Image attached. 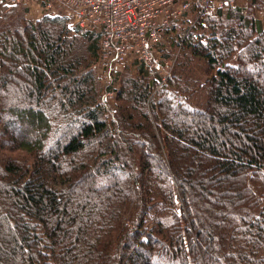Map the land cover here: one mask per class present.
Returning <instances> with one entry per match:
<instances>
[{
  "label": "trees",
  "instance_id": "16d2710c",
  "mask_svg": "<svg viewBox=\"0 0 264 264\" xmlns=\"http://www.w3.org/2000/svg\"><path fill=\"white\" fill-rule=\"evenodd\" d=\"M244 1L171 30L159 89L119 70L114 110L97 38L5 6L0 264H264V26Z\"/></svg>",
  "mask_w": 264,
  "mask_h": 264
},
{
  "label": "built area",
  "instance_id": "2783aa9c",
  "mask_svg": "<svg viewBox=\"0 0 264 264\" xmlns=\"http://www.w3.org/2000/svg\"><path fill=\"white\" fill-rule=\"evenodd\" d=\"M18 4L62 17L72 33L97 38L95 67L110 82L123 66L137 61L143 75L160 87L176 60V54H165L171 51V30L180 25L191 29L204 14L225 12L236 0H0V18L4 6Z\"/></svg>",
  "mask_w": 264,
  "mask_h": 264
},
{
  "label": "rangeland",
  "instance_id": "374dc122",
  "mask_svg": "<svg viewBox=\"0 0 264 264\" xmlns=\"http://www.w3.org/2000/svg\"><path fill=\"white\" fill-rule=\"evenodd\" d=\"M17 6H19L17 9H21L22 6H25L24 4H18ZM26 8V11L28 12V9H31V7H34V6H25ZM7 9H5V6L1 9V12L3 14V12H5ZM27 12H26V18H28L29 20H34V19H30L27 15ZM258 14L261 15V12H259ZM2 18V16H1ZM0 18V20H1ZM170 37L172 38V35L170 34ZM174 53L175 52V49L173 48V51H170V53ZM175 54V53H174ZM96 62V61H95ZM134 62V64H133ZM138 62L137 61H131L129 64H126L125 66H123L120 71L122 72L121 74V77L123 78V76L127 75V74H132V75H137L138 74V69L136 67V64ZM95 65V64H94ZM95 67V66H94ZM95 72L97 73V78H98V81H99V84L101 85V95H103V97L105 98V96H107L108 98L106 99L107 101V104L108 106L111 108V110H114L115 109V106H116V99H117V96H116V92L117 90L116 89H119L120 87V83H119V73H117V75L114 76V79L112 82L109 81V78L107 77H102V74L96 69L95 67ZM119 72V71H118ZM118 76V81L116 82L115 81V78ZM120 77V78H121ZM110 85V86H109ZM162 87V86H160ZM160 87H156V89H159ZM112 89H115L114 92L111 94L112 92ZM115 93V96L113 97V94ZM107 94V95H106ZM4 117L1 116L0 118V125L3 123L4 121ZM92 178V177H91ZM145 253L143 251V249H140L139 252H138V255H141L143 256Z\"/></svg>",
  "mask_w": 264,
  "mask_h": 264
},
{
  "label": "crops",
  "instance_id": "0c3cea01",
  "mask_svg": "<svg viewBox=\"0 0 264 264\" xmlns=\"http://www.w3.org/2000/svg\"><path fill=\"white\" fill-rule=\"evenodd\" d=\"M235 6H240V7H244L246 6V2L244 0H236V4ZM261 15L259 14L260 19L263 22V26H264V0H262V6L260 8ZM27 15L30 19H37L42 17L44 14L42 12V10H40L39 8L36 7H31V9H28Z\"/></svg>",
  "mask_w": 264,
  "mask_h": 264
}]
</instances>
